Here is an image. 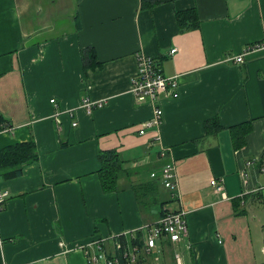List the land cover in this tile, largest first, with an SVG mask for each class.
I'll return each instance as SVG.
<instances>
[{"label":"crops","instance_id":"0c3cea01","mask_svg":"<svg viewBox=\"0 0 264 264\" xmlns=\"http://www.w3.org/2000/svg\"><path fill=\"white\" fill-rule=\"evenodd\" d=\"M186 12L198 24L181 31L176 16ZM262 45L264 0H0V115L9 123L0 149L32 140L38 153L20 177L0 180L10 193L0 264H89L81 245L102 239L113 254L107 243L121 235L135 238L143 264H177L175 255L180 264H264V49L245 53ZM87 49L100 66L85 73ZM137 54L179 80L178 98L160 96L161 125L144 135L154 106L131 93ZM84 98L101 106L86 111ZM213 120L219 130L206 133ZM111 150L127 174L105 194L98 157ZM166 160L175 190L161 187L141 207L134 187ZM162 209L185 212L187 235L146 253L142 229Z\"/></svg>","mask_w":264,"mask_h":264},{"label":"built area","instance_id":"2783aa9c","mask_svg":"<svg viewBox=\"0 0 264 264\" xmlns=\"http://www.w3.org/2000/svg\"><path fill=\"white\" fill-rule=\"evenodd\" d=\"M260 48L264 49V46L248 49L245 53ZM171 53H174V50H172ZM245 53L235 57L233 59L234 62L238 64L242 63ZM178 88V77H166L154 58L144 54H137L136 72L132 80L131 93L138 103H149L154 106L152 118L141 126L139 135H144L147 129L161 125L163 111L161 107H159L160 96L164 94L172 99H176L179 96ZM50 103L54 104V100H51ZM100 106L101 103H93L87 98L81 101V108L86 111H92ZM75 126L76 124L74 123L73 127ZM159 155L160 159L167 158L164 151L159 152ZM158 177H160V183L166 190H175L177 181L172 163L167 162L163 165L160 176ZM158 177L156 173L152 172L150 174L151 179H156ZM210 185L215 192L223 193V185L220 182L213 180L210 182ZM9 196L10 193L8 190L0 189V213L4 210L5 203ZM184 217L185 212L183 211L179 213L167 212L156 223L145 226L142 232L144 233L143 238L146 253L155 250L159 240H167L171 243L180 242L187 235V224ZM127 239L129 240L130 238ZM132 239L135 238L131 237V240ZM114 242L113 254L109 253L105 245V240L102 239L88 242L81 245V248H84V254L89 264H119L117 251L121 249V246L118 245L115 240ZM1 243L2 239L0 236V244ZM122 256L128 264H136L139 261L138 252L129 245L128 241L122 249ZM175 261L177 264L181 263L179 255H175Z\"/></svg>","mask_w":264,"mask_h":264},{"label":"trees","instance_id":"16d2710c","mask_svg":"<svg viewBox=\"0 0 264 264\" xmlns=\"http://www.w3.org/2000/svg\"><path fill=\"white\" fill-rule=\"evenodd\" d=\"M194 13L186 12V13H178L176 16L178 26L181 31L187 30L189 28L197 27V21L193 23H189L186 20V16H193ZM193 26V27H192ZM82 61L84 65L85 73L88 70L96 69V67L100 66L97 62L95 53L92 49H87L83 51ZM158 63V62H157ZM159 65V64H158ZM7 121L0 115V133L7 126ZM219 125L217 120L206 122L205 131L206 133L210 132V129H213V132L219 130ZM245 132H248L249 127H244ZM233 137V141L235 144V148H239L241 142L243 143L244 137L237 136L233 131L231 132ZM158 158L160 159V155L158 154ZM38 159V153L36 149V145L34 141L30 140L25 143H17L10 145L8 147L0 149V180L9 181L12 179H16L22 175L23 169L28 165L36 162ZM99 162L101 164V168L99 171L100 183L102 191L105 194L109 193H118L119 181L125 174H127V169L125 162H123L118 154L115 151H106L100 152L99 154ZM168 161L163 162L165 165ZM162 165V166H163ZM155 173V172H153ZM157 177L160 176V173L156 171ZM149 179L151 182L144 183L139 185V187H134V191L139 195V204L144 206L150 205V202H157L156 196L159 195V191L161 189L162 184L160 183V177L156 179H151L149 175ZM164 188V187H163ZM165 205L162 207L164 208ZM167 211L162 209L160 213V217H163ZM139 239L142 237V233L136 235ZM114 240L118 245L121 246V249L117 251V255L119 257V264H128L126 260H124L122 256V249L124 245L128 242H131V239L125 238L123 235L115 237ZM134 244L139 243L136 239ZM136 264H143V260L139 258V261Z\"/></svg>","mask_w":264,"mask_h":264},{"label":"rangeland","instance_id":"374dc122","mask_svg":"<svg viewBox=\"0 0 264 264\" xmlns=\"http://www.w3.org/2000/svg\"><path fill=\"white\" fill-rule=\"evenodd\" d=\"M156 207L158 208V207H160L159 205H156ZM0 215H1V213H0ZM107 246L109 247V250L111 251V252H113V243H111V242H109V243H107ZM131 251V250H130ZM149 258H150V260H153L154 259V256H152V255H150L149 256ZM155 264H161L160 262H154Z\"/></svg>","mask_w":264,"mask_h":264},{"label":"bare ground","instance_id":"6f19581e","mask_svg":"<svg viewBox=\"0 0 264 264\" xmlns=\"http://www.w3.org/2000/svg\"><path fill=\"white\" fill-rule=\"evenodd\" d=\"M165 214V213H164ZM174 244V243H173ZM135 248V247H134ZM137 248V247H136Z\"/></svg>","mask_w":264,"mask_h":264}]
</instances>
